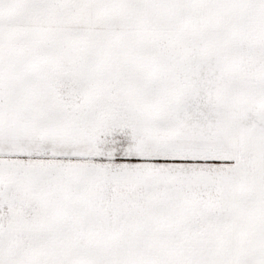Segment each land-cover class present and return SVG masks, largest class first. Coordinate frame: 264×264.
<instances>
[{
    "label": "snow or ice",
    "instance_id": "obj_1",
    "mask_svg": "<svg viewBox=\"0 0 264 264\" xmlns=\"http://www.w3.org/2000/svg\"><path fill=\"white\" fill-rule=\"evenodd\" d=\"M0 264H264V0H0Z\"/></svg>",
    "mask_w": 264,
    "mask_h": 264
}]
</instances>
